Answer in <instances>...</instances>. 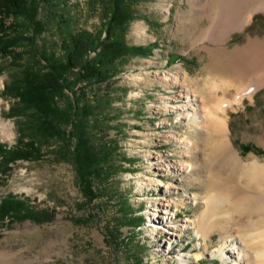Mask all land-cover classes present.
<instances>
[{
	"label": "rangeland",
	"instance_id": "1",
	"mask_svg": "<svg viewBox=\"0 0 264 264\" xmlns=\"http://www.w3.org/2000/svg\"><path fill=\"white\" fill-rule=\"evenodd\" d=\"M27 3L32 4V18H16L25 38L12 53H0V141L6 147L14 144L21 125L24 139L34 137L26 127L29 123L22 124L27 115L12 114L10 109L20 102L6 86L24 65L43 67L42 55L63 60L64 36L85 29L99 38L109 33L128 45L147 48L131 50L109 63L102 81L68 83L56 95L61 109L73 106L76 96L90 111L71 116L85 131L98 160L84 173L82 187L66 150L72 148L73 136L69 144H62L55 126L53 136L38 138L40 157L8 162L0 175V197L10 193L24 198L28 207L44 210L47 217L1 223L0 264H232L230 256L215 253L223 234L219 228L205 249L196 226L188 224L202 215L213 192L207 180L210 170L200 160L207 158L210 131L175 108L182 103L177 98L180 89L203 95L206 104L216 99L204 77L209 68L224 72L226 68L215 63L195 38L210 18L196 15L192 0H124L126 15L120 26L108 21L112 0ZM248 37H264V9L220 43L233 49ZM174 75L181 76V83L170 81ZM212 75L210 81H218L220 74ZM233 91L221 89L217 97L232 99ZM228 116L229 136L240 157L264 159V83L251 99L245 97L240 106L228 108ZM58 123V128L71 131L70 122ZM192 143L196 155L190 152ZM240 143L254 148L243 150ZM160 163L167 167L156 168ZM162 198L169 200L173 211L171 221L178 230L174 236L169 224L153 226L151 213ZM128 205L142 217L138 226L126 223ZM185 219L186 225L179 228ZM217 221L224 223L221 216Z\"/></svg>",
	"mask_w": 264,
	"mask_h": 264
},
{
	"label": "bare ground",
	"instance_id": "2",
	"mask_svg": "<svg viewBox=\"0 0 264 264\" xmlns=\"http://www.w3.org/2000/svg\"><path fill=\"white\" fill-rule=\"evenodd\" d=\"M192 1L197 7L196 15L210 18V24L195 36L196 41L202 42L200 48L208 50L215 63L224 64L226 71L209 68L210 75L204 77L210 96L216 98L209 104L205 103L203 95L195 94L193 90L180 89L177 95L182 101L175 107L178 113L188 120L197 121L201 127H209L211 140L206 160L201 156L200 160L210 170L207 180L213 192L206 198L202 215L188 224L196 226L205 249L213 231L219 228L223 234L215 253L230 256L232 264H242V260L245 264H264V159L255 156L242 159L232 145L228 127V108L240 106L245 97L251 99L254 91L264 83V37H248L245 44L233 49L220 43L233 31L246 27L253 15L264 9V0ZM212 73L220 74L218 81H210ZM170 81L181 83V76L174 75ZM221 89L234 90L233 98L217 97V91ZM189 149L196 155L195 144L192 143ZM164 167L167 166L160 163L156 168ZM191 198L193 200L195 196ZM158 206L151 213L155 219L153 226L170 225L171 235L178 234L174 228L176 222L171 221L173 211L169 200L162 198ZM220 216L223 224L217 223ZM186 221L188 219L182 221L179 228L185 226ZM166 239L169 241L170 236L167 235ZM181 259L184 261L185 257Z\"/></svg>",
	"mask_w": 264,
	"mask_h": 264
},
{
	"label": "trees",
	"instance_id": "3",
	"mask_svg": "<svg viewBox=\"0 0 264 264\" xmlns=\"http://www.w3.org/2000/svg\"><path fill=\"white\" fill-rule=\"evenodd\" d=\"M31 6L32 4L28 5L27 0H0V53H12L19 45L20 39L25 38V35L18 29L19 23L16 18L21 15L32 18ZM125 15L124 0H112L109 23L120 26L124 22ZM62 41H64L63 46L65 48L63 60L42 55L41 58L45 60L43 67L36 68L29 64L24 65L20 74L6 86V90L17 96V102H20L10 109L12 114L23 113L27 115L22 124L29 123L26 127L33 132L34 137L31 134V137L24 139L22 136L26 134L24 133L25 128L21 125L18 130L19 136L14 144L6 147L0 141V175L8 168L10 161L17 158L40 157L42 154L41 142L38 138L53 136L55 126V132H59L56 134L60 135L62 144H69L70 137L73 136L72 148L67 147L66 150L76 164L77 176L82 187V178H86L84 173L87 174L88 170L98 160L85 131L71 116L82 110L85 114L90 111L87 104L81 106L78 103L76 96L73 106L70 105L71 107L61 109L57 105L56 95L60 94L62 88L68 83L84 81V84H87L102 81L107 78L108 69L106 66L109 63L131 50L141 51L147 48L146 44L128 45L114 36L109 37V33L105 38H99V36H95L91 31L85 29H75L68 37L64 36ZM91 51H94V54L90 56ZM60 119L70 122L71 131L69 133L58 128ZM240 147L243 150H248L250 147L254 148L247 143H240ZM127 209L126 223L132 227L138 226L142 219L141 215H134L136 209L131 205H128ZM45 217L47 214L44 210H33L26 205L24 198H19L10 193L0 197V224L23 218L40 220Z\"/></svg>",
	"mask_w": 264,
	"mask_h": 264
}]
</instances>
